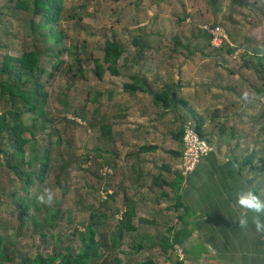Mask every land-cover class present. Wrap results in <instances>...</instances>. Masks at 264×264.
Segmentation results:
<instances>
[{"label":"rangeland","instance_id":"obj_1","mask_svg":"<svg viewBox=\"0 0 264 264\" xmlns=\"http://www.w3.org/2000/svg\"><path fill=\"white\" fill-rule=\"evenodd\" d=\"M5 1L0 0V7ZM64 2L66 18L60 29L63 47L57 58L63 65L51 79H47L49 44H39L45 62L41 83L47 96L46 120L34 123L33 114L21 119L33 131L24 135L32 141L25 147L27 161L47 153L51 167L42 185L34 182L29 197H38L49 188L54 199L51 205L40 204L36 199L35 204L40 209L37 222L42 227L35 229L31 221L20 226L18 211L10 206L8 198L2 197L0 232L10 244L11 257L13 251L33 255L37 250L44 253H53L55 249L62 251L66 247L77 250L80 246L77 233L97 221L98 218L92 219V213L97 211L104 213L106 218L98 219L100 226L94 228L101 249L96 264H140L146 259L153 264H172L176 260L183 264H222L216 255H202L186 261L180 249L163 253L150 245L149 240L157 242L161 237H169L165 230L176 229L181 224L172 217L167 219L174 211L167 213L164 208L172 202L167 206L159 204L169 194L171 198L175 194L166 192L164 187L150 185L149 181L157 176L165 182L172 180L173 172L167 176L160 168L171 160L162 151L169 148V142H174L171 138L179 135L185 122L195 125L193 113L197 120L205 121L206 130L223 129L221 137L227 144L220 149L224 154L234 151L241 139L235 155L244 156L255 151L259 152L258 157L264 156V128H260L264 126V68L250 56L254 48L259 50L257 54L264 53V0H244L243 6L239 5V0ZM22 15L4 13L0 17L3 45L0 63L5 55L17 58L28 48ZM216 25L225 31L231 46H211L206 28ZM106 40L115 41L122 48L119 76L105 72L98 79L94 75L95 61L102 62ZM235 45V51L227 53L225 49ZM78 68L81 74L77 73ZM136 76L143 77L153 92H160L164 87L175 92L179 106L170 110L154 106L147 94L139 95L143 100L134 101L135 96L126 93L123 86ZM245 92L249 93L248 101L242 98ZM6 110L0 104V116ZM122 114L125 118L120 120ZM137 114L146 116L151 124L135 118ZM143 124L151 130L145 140L140 139L142 144H152L162 153L149 156L153 168L146 174L148 180L142 181L145 184L140 186L137 180L130 186L134 173L129 169L131 161L127 162L125 156L129 149L123 144L118 147L117 143L120 140L126 144L129 138L136 139L138 135L134 138L132 131L136 125L142 127ZM101 126L110 127L107 137H102ZM232 133L235 136L231 138ZM216 147L220 146L214 145L212 150ZM176 149L179 151V146ZM181 163L180 159L178 164ZM253 165L261 166L257 158ZM26 170L29 172L28 168ZM33 172L38 173L37 164ZM262 180L264 182V175ZM18 183L13 175L0 168V193L18 191V195L24 196ZM125 200L128 205L129 201L135 204V216L130 221L134 231L126 230ZM104 201L108 206L100 205ZM50 215L56 216L51 227L44 223ZM187 220L183 218L181 222ZM58 237L61 242L56 239ZM137 242L142 248L134 252ZM203 247L201 244L193 252Z\"/></svg>","mask_w":264,"mask_h":264},{"label":"trees","instance_id":"obj_2","mask_svg":"<svg viewBox=\"0 0 264 264\" xmlns=\"http://www.w3.org/2000/svg\"><path fill=\"white\" fill-rule=\"evenodd\" d=\"M65 0H6L3 6L0 7V17L6 13V15L16 16V14H23L22 29L27 37L28 48L22 52L17 58L5 55L1 59L0 63V104L3 105V109H7L0 116V168L4 169L7 174L13 175L22 193L25 195H18V191H13L10 194L0 193V207L2 205V197L5 196L10 200V206L18 211L17 220L20 221V226H23L27 222H32L35 229L39 226L37 219L40 211L39 207L35 204L37 197H29L31 189L34 187V182L37 181L39 185L45 182V177L49 173L50 158L47 153L42 157L35 159L34 161H27L25 157V147L29 145L30 140L24 138V135L32 133L25 124L21 121L24 115L35 116L34 123L46 120L45 115V102L47 99L44 93V87L41 83V78L45 75V62L42 59L43 51L40 50L39 44L48 42V65H50V73L47 79H51L55 73L59 71V66L63 65V61H57V58L61 54L63 47V34L60 31L61 22L66 18L64 12ZM239 5H245L244 0H239ZM1 25V24H0ZM218 26V25H217ZM227 35V34H226ZM209 38V36H208ZM234 42V41H233ZM235 44V42H234ZM239 46V44H236ZM236 45L233 48L225 49L227 53L235 51ZM61 47V48H60ZM224 47V45H223ZM3 48L0 42V50ZM253 54L257 65L260 68H264V53L254 48ZM262 53V54H259ZM122 48L115 41L106 40L103 44V57L102 62L95 61L94 75L101 79L105 72H109L111 76H119V61L122 58ZM249 56V58H250ZM47 63V62H46ZM80 69H77V73H80ZM68 72V71H67ZM123 90L132 95L147 94L151 96V102L154 106L161 107L165 110L177 108L180 100L177 99L175 92H170L167 88H163L160 92H153L147 81L142 77H132L131 83H126L123 86ZM195 118V130L201 139L205 140L210 146L211 143L206 138V134L203 131V122ZM81 120H85V117H81ZM261 129L264 126L260 127ZM223 131V129H221ZM100 132L102 137H107L110 132V127L101 126ZM183 127L179 131V137L182 139ZM235 134H231V138ZM34 145V142H33ZM236 143V147L238 146ZM212 147V146H211ZM33 148V147H31ZM155 148L147 147L141 148L139 153L153 151ZM236 149V148H235ZM259 152H253L249 155H240L236 157L235 163L237 164L240 173L246 179L249 187L256 192L257 195H261L263 188V173H264V156H257ZM34 155V152L31 151ZM103 154V153H102ZM254 158H257L260 167L254 166ZM103 160V159H102ZM105 165L106 161L103 162ZM38 165V173L33 172L35 165ZM29 169V172L26 170ZM261 178V180H260ZM180 181L173 182L172 187L174 193L179 192ZM166 185V184H164ZM162 195V194H161ZM116 196V193H115ZM164 196V195H163ZM112 196H108L111 199ZM126 199V198H125ZM127 203V208L124 212V219L127 231H134L135 228L130 225L132 217L135 216V204L133 201ZM101 206H108V202L104 201L100 203ZM126 206V205H125ZM175 209L179 211L183 207L180 204ZM174 210V211H175ZM185 213L180 215V220L188 218V209H184ZM117 211V209H115ZM172 211V210H171ZM175 211V212H177ZM106 218L104 213L94 212L92 213V219ZM56 216L50 215L48 220H45V224H49L50 227L55 222ZM92 221L91 224L82 232H78L80 238V246L77 250L71 247H66L62 251L54 250L53 253H44L43 250H37L33 255L21 254L17 251H13L11 257L9 253V245L6 243L4 235L0 232V264H96L97 259L101 257V249L98 241L95 239L94 228L100 226L99 221ZM49 222V223H48ZM121 222H119L120 224ZM39 227H42L41 225ZM119 226L117 227L118 231ZM187 225L172 231L169 237H161L157 242L153 239L149 240L151 246L158 247L163 253L168 250H174L175 247L181 246L187 238ZM170 232V231H169ZM41 237H45L41 234ZM58 242H61L60 238H56ZM142 248L140 242H137L134 246V252L139 251ZM15 259V260H14ZM17 260V262H16ZM120 263V262H117ZM140 264H153L152 261L146 259ZM172 264H183L181 261H174Z\"/></svg>","mask_w":264,"mask_h":264},{"label":"crops","instance_id":"obj_3","mask_svg":"<svg viewBox=\"0 0 264 264\" xmlns=\"http://www.w3.org/2000/svg\"><path fill=\"white\" fill-rule=\"evenodd\" d=\"M139 95L141 94H136L134 101L143 100ZM193 115L197 116L195 113ZM124 118L123 114L119 117L120 120ZM135 118L145 119L147 123L151 124L146 116L140 117V114H137ZM199 121L203 122L202 128L211 146L218 145L220 147H216L215 151L204 158L192 174L182 177L180 175L181 165L178 164L182 153L181 139L174 136L171 138L174 142H169V148H165L162 151L171 160L160 166V168L164 169L167 176L173 172L172 180H166L165 182V180L157 176L151 177L149 181L150 185L164 187L166 188L164 189L166 192L169 191L171 193H174L173 188L168 186H172L173 182H178V180L181 183L179 185V192L174 193V198H171L172 195L169 194L164 201H159V204L162 203L166 206L172 202L170 206L164 208L167 213L171 212L170 207L173 208L172 211L179 204L180 207H183L179 211L175 210L177 212L174 211L171 213V216H167V219L172 217L181 226H178L176 229L170 227L165 232L171 235L174 233L172 231L180 229L183 224L187 225V238L181 246L175 247V250L180 249L182 251L183 258L186 261L191 260L192 257L194 259V257L199 258L202 255L208 256L212 254L218 256L219 260H222V264H264V237L256 234L252 229L240 230L238 229V225L233 223V217L237 213L233 211L234 199L231 194L240 182H244L249 187V184L235 163V159L239 155H235L236 149L234 151L231 150L229 154H224L220 148L226 145L227 141L224 137H221V129L210 128L206 130L205 121L202 118H199ZM150 130V126L148 127V125L144 126L143 124L142 127L136 125V128L133 130L134 132L132 131L134 138L138 135L136 139L129 138L126 144L120 140L117 143L118 147L120 144H123L126 146V149H129V153L125 156L128 159L127 162L131 161L129 169L134 173L132 175L134 180L131 181L130 186L135 184L137 180L140 186L145 184L142 181H145V178L146 181L148 180L146 174L153 168L150 157H154L156 152L162 153L158 147L153 151L139 153L141 148H154L152 144H142L143 141L140 140H145V136ZM236 137L241 138L242 136L236 134ZM238 143H241V139ZM178 146L179 151L176 149ZM149 175L152 174L149 173ZM261 192L264 194L263 190ZM165 196L167 195L162 194V197ZM184 209H188L189 213L186 223L180 220V215L185 213ZM201 244H204L203 250L193 252V249Z\"/></svg>","mask_w":264,"mask_h":264},{"label":"clouds","instance_id":"obj_4","mask_svg":"<svg viewBox=\"0 0 264 264\" xmlns=\"http://www.w3.org/2000/svg\"><path fill=\"white\" fill-rule=\"evenodd\" d=\"M243 100H249V93H243ZM234 199L233 211L237 214L233 217V223L238 229H252L261 237H264V198L257 195L244 182H240L231 194ZM54 199L52 189L45 188L37 197L40 204L51 205Z\"/></svg>","mask_w":264,"mask_h":264},{"label":"built area","instance_id":"obj_5","mask_svg":"<svg viewBox=\"0 0 264 264\" xmlns=\"http://www.w3.org/2000/svg\"><path fill=\"white\" fill-rule=\"evenodd\" d=\"M211 46L219 48L223 45H230L225 31L220 26L206 28ZM181 168L180 175L186 177L192 174L200 165L201 161L210 155L212 147L196 133L195 125L191 122L183 124V136L181 139Z\"/></svg>","mask_w":264,"mask_h":264}]
</instances>
